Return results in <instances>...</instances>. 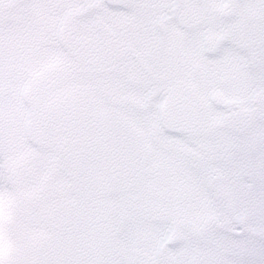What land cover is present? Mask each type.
I'll return each instance as SVG.
<instances>
[{"label":"snow or ice","instance_id":"1","mask_svg":"<svg viewBox=\"0 0 264 264\" xmlns=\"http://www.w3.org/2000/svg\"><path fill=\"white\" fill-rule=\"evenodd\" d=\"M0 264H264V0H0Z\"/></svg>","mask_w":264,"mask_h":264}]
</instances>
